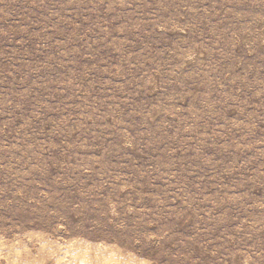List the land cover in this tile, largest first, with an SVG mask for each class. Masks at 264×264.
<instances>
[{
	"label": "rangeland",
	"instance_id": "obj_1",
	"mask_svg": "<svg viewBox=\"0 0 264 264\" xmlns=\"http://www.w3.org/2000/svg\"><path fill=\"white\" fill-rule=\"evenodd\" d=\"M0 264H264V0H0Z\"/></svg>",
	"mask_w": 264,
	"mask_h": 264
}]
</instances>
